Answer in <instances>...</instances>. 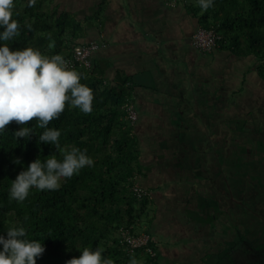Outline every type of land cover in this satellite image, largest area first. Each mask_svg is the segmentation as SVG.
<instances>
[{
    "label": "trees",
    "instance_id": "trees-1",
    "mask_svg": "<svg viewBox=\"0 0 264 264\" xmlns=\"http://www.w3.org/2000/svg\"><path fill=\"white\" fill-rule=\"evenodd\" d=\"M178 1L201 28L220 36L218 51L240 59L241 80L229 88L236 79L224 77L217 106L209 89L204 92L210 102L205 126L173 111L172 121L154 131L167 136L162 139L153 132L150 138L145 124L138 133L136 83L121 72L109 80L95 58L104 42L98 41L90 66H63L76 47L91 42L93 20L62 11L56 0H0V264H172L156 240L159 209L144 183L152 174L183 185L175 189L187 194L180 198L179 219L193 226L194 247L210 250L211 260L202 254L200 264H264V222L248 223L264 210V176L250 154L264 153V105L253 108L256 101L264 104L258 94L264 92V0ZM247 58L257 92L245 84L252 69ZM205 81L206 91L214 79L208 87ZM133 109L135 120L129 118ZM225 124L236 131L225 144L202 131ZM157 141L161 151L152 150ZM235 150L238 167L255 182L237 191L239 219L231 216L234 208L223 206L218 164L221 154ZM138 183L147 192L141 198L133 190ZM226 196L237 205L235 193ZM124 232L144 233L149 241L132 249ZM216 234L222 240L211 247L204 238Z\"/></svg>",
    "mask_w": 264,
    "mask_h": 264
},
{
    "label": "crops",
    "instance_id": "crops-1",
    "mask_svg": "<svg viewBox=\"0 0 264 264\" xmlns=\"http://www.w3.org/2000/svg\"><path fill=\"white\" fill-rule=\"evenodd\" d=\"M57 5L81 20L100 12L94 25H88V40L105 43L95 58L107 67L113 83L119 72L132 77L136 83L133 105L144 124L166 125L173 111H182L205 126L210 102L204 100V92L209 89L207 94L214 95V105H219L223 79L232 76L234 63L240 61L216 48L211 53L195 48L192 36L201 27L178 0H57ZM248 62L251 68L253 60ZM228 65L227 75L219 73ZM251 70L249 79L256 77L254 67ZM210 78L214 83L205 91L203 81L207 86Z\"/></svg>",
    "mask_w": 264,
    "mask_h": 264
},
{
    "label": "flooded vegetation",
    "instance_id": "flooded-vegetation-1",
    "mask_svg": "<svg viewBox=\"0 0 264 264\" xmlns=\"http://www.w3.org/2000/svg\"><path fill=\"white\" fill-rule=\"evenodd\" d=\"M240 64H242V62H235L234 63V70H233V72L231 74L232 75L231 77L235 78L236 77V73L240 72L241 69L236 67V65L240 66ZM225 67L226 66H224V68ZM227 69H230V68L227 66ZM258 105H261V107H262L264 104H260L259 101H256V103L253 105V108L258 106ZM263 111H264V109H263ZM231 113H234V111H231ZM262 120H264V115H263V119H261L260 122ZM142 122H143V120H141L140 117H139V119L137 121V123H138L137 124L138 133L141 131L140 128L144 126V123H142ZM162 125H163L162 123L160 124V123H158L156 121L145 122V127L147 128V131L150 134V138L152 136L154 137L153 134H155V137L162 138V139L167 137V136H165L163 134H159L158 132L154 133V131H156L157 128H159ZM235 126L236 125H234L232 127L235 128ZM205 128L208 131L210 139L213 140L212 141L213 143L215 142V143L225 144V143L231 142V139H230L231 138L230 137L231 134L233 135L234 133H236V131L234 132V129L233 130L230 129V125H227V124L223 125V127L221 129H219V130L214 128L215 131H213V127H211V125H208V128L207 127H205ZM152 132H153V134L151 136ZM251 135H252V137L255 136L253 134H251ZM163 136H165V137H163ZM256 138H257V136H256ZM143 140H145V142H144L145 147H146V145L148 146L149 143H147L146 138H144ZM158 141H157V143L155 144V146L153 147L152 150H156V151H161L162 150V145ZM154 152L155 151H153V152L151 151V153H154ZM235 152H236V150L234 152L230 151L227 156L221 154L219 156L220 160H219L218 164H220V166H221V173L220 174H221L222 177H224L223 181L225 182V183L222 184V189L223 190H220L221 191V193H220L221 198L222 197L225 198L224 201H223V206H225L226 208H234L232 210L231 216H232V218L239 219L240 216H241L240 215L241 201H240V198H239L240 194L237 191L240 188L243 187L242 184H244L245 186L248 185V184H253L251 187H254L255 182L253 183L250 180V177L248 175H245L243 173V171L240 169V167H238L239 164H238V162L235 161L236 160ZM250 154H252L251 158H252L253 162H255V168L256 169L262 168L260 170H261V173L264 176V153L260 152V154H259L257 149H251ZM146 158H151V157L146 156ZM226 161L230 162V164H228ZM148 162L149 161H147V163ZM229 171H231L232 173L229 174ZM151 176L156 177V174H152ZM211 178H213V176H211ZM144 183L147 185V187H150V186L154 187L153 185L150 184L151 183L150 179H145ZM169 191H172L171 193H174L175 196H176V194H177L176 190L170 189ZM229 192H232V194L235 193V195L238 196V197H235V196L231 197V200H233V201H235L237 203L236 206L232 205V203L226 199V197L228 198V196H226V195ZM175 196H173L172 198L171 197L165 198L164 192H161V194L154 195V198H155V201H156V205L155 206H156V208L159 209L158 213L161 214V215L164 214V211L166 209H168V210L171 211V212H169V214H170L169 217H171L173 219H176L175 217L183 219V217L177 213V209L184 208L183 206L185 204V201L182 200L181 203H178L181 206L179 208L178 206H176L174 204V201L172 202V200H171ZM226 202H227V205H224ZM156 222L159 223V224L162 223L159 219ZM248 223L250 224L251 227H253L257 223V220L254 217V221L248 222ZM182 225L184 226L183 223H182ZM184 228H186V227H184ZM160 234H161L162 239L166 238V239H164L166 241H160V243H161V245H160L161 251L163 252L164 256H166L167 258H170L172 260V264H179L181 261H180V259H178V257L183 255V260H184L185 252L181 253L178 246L172 245V242L177 243L176 242L177 233L176 232H174V233L169 232L168 234H166V233L162 232ZM199 234H201V233H199ZM201 236H202V234H201ZM208 237H209L210 240H212V237H214V238H218L219 237V238L222 239L223 236L219 235V234H216V235H212V236L210 235ZM221 239H219L218 241L215 240L216 241L215 243L218 245L219 241ZM170 245H172L173 247L171 248ZM194 249H196V248L194 247L193 250ZM198 251L201 252L200 249ZM186 252L189 253L188 251H186ZM185 261H186V263H188L187 260H185ZM195 264H198V262L196 261Z\"/></svg>",
    "mask_w": 264,
    "mask_h": 264
},
{
    "label": "rangeland",
    "instance_id": "rangeland-1",
    "mask_svg": "<svg viewBox=\"0 0 264 264\" xmlns=\"http://www.w3.org/2000/svg\"><path fill=\"white\" fill-rule=\"evenodd\" d=\"M77 8H78V6H76V9ZM76 11H80V10H76ZM88 18L90 20H93L94 21V17L93 16H88ZM84 23L87 24L86 21H84ZM247 60H252V59H248L247 58ZM228 67L230 68V65H228ZM236 67H238V68L241 69V67L238 66V65H236ZM221 70L222 71H219V73L220 72H224L227 75V70H228L227 67H225V68H223ZM255 74H256L255 72L252 73L253 76ZM235 79L236 80H232V82H228L229 84L227 86L229 88L235 87V86H233V85H235L234 83H236V85H237V83L241 80L240 72H237L236 73ZM251 79H254V78L252 77ZM251 79H250V81L248 83L249 78H247L245 84L246 85L248 84V86L250 88H254L256 90V84H255L256 80L254 79L255 80L254 81V80H251ZM259 86H263V85L262 84H259ZM229 88H227V89H229ZM248 91L250 93L253 92V90H248ZM258 92L259 93L260 92L262 93V89H259ZM263 97H264V92L262 93V97H260V99H262V103H264ZM197 120L198 119H194L190 123L192 125H195V124H204L205 123V122H198ZM202 131L203 132L206 131V128L203 127V126H202ZM160 179L161 178H158V176H156V177H153L152 176V178L150 179L151 180V185L154 186V187H151V186L149 187L150 192H151V194L153 196L154 195H157V194H161V192H164L165 198H169V197L172 198L173 196H175V194L174 193H171L172 191H169V190L170 189H174L175 190L176 189V186H178V189H181L183 187V185L182 184H179V183H177L175 185L174 178L173 177H171L169 179V181L171 182V184L168 183V179L167 178H164L163 180H160ZM202 184H203V182H202ZM185 187H186V185H185ZM180 193L181 192L178 191L177 194H176V196L173 199H171L172 202L174 201V204L176 206H178V207H181L180 204H178V203H181L180 198L183 199V197H187V194L185 192H183V194H180ZM152 208H154V207H152ZM263 212H264L263 208H259V212H256V215L254 217L257 220V224H260V223H263L264 222V214H263ZM169 215H170L169 213L166 216H164L163 214L162 215L159 214L158 219L162 223L159 224V223L156 222V227H155L156 240H158L159 242L160 241H166V240H164L166 238H163L162 239V237H161V234L160 233H162V232H164L166 234H168L169 232H171V233L176 232L177 233V238H176L177 244L175 242H172V245H175L176 244V246L179 247V250H180L181 253H184L185 252V254H184V260H183V255H181L180 257H178V259H180V261H181L179 264H195L196 261L198 262V264H200V262H201V256L200 255L203 254V250L201 251L202 253L198 251L199 248L193 250L194 243H196V240H194V238H193V232H194V230L192 228L193 226L192 225H189L188 227L184 228V226L182 225V223H181V221H180V219L178 217H175L176 219H173V218L169 217ZM145 220H146V217L144 216L142 218L143 225H146V221ZM189 227H191V228H189ZM141 238H142L143 241L146 240V237L145 236H141ZM204 239L206 241L207 240H210L209 237H205ZM219 239H221V238L218 237V239H217V238H214L213 237L212 240H211V242L209 243V246L212 247L214 244L217 245L215 243L216 242L215 240L218 241ZM204 243H205V241H204ZM160 245H161V243H160ZM172 245H170L171 248L173 247ZM209 246H208V248H210ZM186 251H188L189 253H187ZM208 251H210V250L206 248V250H205V252H204L203 255L205 256V258H206L207 261H210L211 258L208 256L209 254H207ZM185 260H187L188 263H186ZM166 263H170V261L166 260Z\"/></svg>",
    "mask_w": 264,
    "mask_h": 264
},
{
    "label": "built area",
    "instance_id": "built-area-1",
    "mask_svg": "<svg viewBox=\"0 0 264 264\" xmlns=\"http://www.w3.org/2000/svg\"><path fill=\"white\" fill-rule=\"evenodd\" d=\"M220 39V36L214 30H207L204 28H199L192 36V45L202 52H212L217 47V42ZM100 44L96 41H91L87 45H80L76 47L73 57L71 59H63L62 64L66 68H73L76 64H86L91 65L90 57L91 55L98 51ZM129 118L135 120L137 118V113L134 110L129 111ZM139 196V198L147 195V192H144L141 185L135 184L133 186ZM147 241L142 240L141 237L129 236L128 242L132 246H137L143 244Z\"/></svg>",
    "mask_w": 264,
    "mask_h": 264
},
{
    "label": "clouds",
    "instance_id": "clouds-1",
    "mask_svg": "<svg viewBox=\"0 0 264 264\" xmlns=\"http://www.w3.org/2000/svg\"><path fill=\"white\" fill-rule=\"evenodd\" d=\"M123 234H124V236H126V232H124ZM131 236H132V235H131ZM141 236H145V237L147 238V241H146L145 243L140 244V245H137V246H132V245L130 244L129 247L132 248V249H137V248L142 247L143 245L147 244L148 241H149V238H148V236L145 235L144 233H141L139 236H133V237H136V238H137V237H141ZM125 238L128 240L129 236H126ZM126 247H127V246H126ZM126 247H125V249H126ZM127 248H128V247H127ZM130 250H131V249H130ZM131 251H132V250H131Z\"/></svg>",
    "mask_w": 264,
    "mask_h": 264
},
{
    "label": "bare ground",
    "instance_id": "bare-ground-1",
    "mask_svg": "<svg viewBox=\"0 0 264 264\" xmlns=\"http://www.w3.org/2000/svg\"><path fill=\"white\" fill-rule=\"evenodd\" d=\"M134 110V109H133ZM135 111V110H134ZM136 112V111H135ZM140 184V183H139Z\"/></svg>",
    "mask_w": 264,
    "mask_h": 264
}]
</instances>
